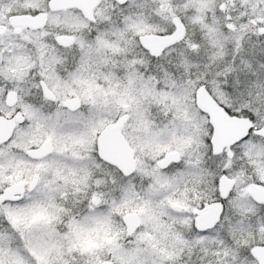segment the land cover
I'll return each instance as SVG.
<instances>
[{
    "label": "snow or ice",
    "instance_id": "snow-or-ice-1",
    "mask_svg": "<svg viewBox=\"0 0 264 264\" xmlns=\"http://www.w3.org/2000/svg\"><path fill=\"white\" fill-rule=\"evenodd\" d=\"M0 264H264V0H0Z\"/></svg>",
    "mask_w": 264,
    "mask_h": 264
}]
</instances>
